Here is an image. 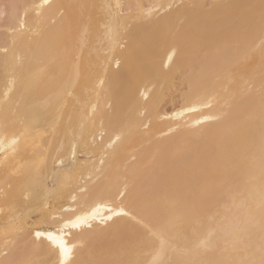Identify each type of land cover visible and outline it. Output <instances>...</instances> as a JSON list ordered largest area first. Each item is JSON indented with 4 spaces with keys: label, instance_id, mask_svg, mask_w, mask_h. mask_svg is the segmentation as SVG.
Listing matches in <instances>:
<instances>
[{
    "label": "bare ground",
    "instance_id": "bare-ground-1",
    "mask_svg": "<svg viewBox=\"0 0 264 264\" xmlns=\"http://www.w3.org/2000/svg\"><path fill=\"white\" fill-rule=\"evenodd\" d=\"M0 264H264V0H0Z\"/></svg>",
    "mask_w": 264,
    "mask_h": 264
},
{
    "label": "rangeland",
    "instance_id": "rangeland-1",
    "mask_svg": "<svg viewBox=\"0 0 264 264\" xmlns=\"http://www.w3.org/2000/svg\"><path fill=\"white\" fill-rule=\"evenodd\" d=\"M1 5H3L2 2ZM6 18V13L1 15L2 24L6 22ZM2 31L4 32V29H2ZM177 87L178 88L176 90H172L168 93L166 103L163 106L164 110L166 111V114L168 115H172L181 109V87L179 85H177Z\"/></svg>",
    "mask_w": 264,
    "mask_h": 264
},
{
    "label": "snow or ice",
    "instance_id": "snow-or-ice-1",
    "mask_svg": "<svg viewBox=\"0 0 264 264\" xmlns=\"http://www.w3.org/2000/svg\"><path fill=\"white\" fill-rule=\"evenodd\" d=\"M39 235V234H38ZM66 251V250H65Z\"/></svg>",
    "mask_w": 264,
    "mask_h": 264
}]
</instances>
